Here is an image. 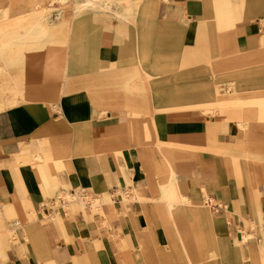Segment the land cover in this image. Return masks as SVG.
I'll return each instance as SVG.
<instances>
[{
  "label": "crops",
  "instance_id": "1",
  "mask_svg": "<svg viewBox=\"0 0 264 264\" xmlns=\"http://www.w3.org/2000/svg\"><path fill=\"white\" fill-rule=\"evenodd\" d=\"M250 1L211 0L210 9L216 15L230 16L244 10ZM45 2L12 0V10L8 14H27L32 24L5 33L4 36L17 41L0 44V205L17 216H30L34 210L39 211L47 193L55 190L53 184L70 191L85 188L95 197L104 193L113 196L112 202L100 204L103 216H92L87 212L91 206L80 202L73 206V215L63 217L64 222L54 224L40 215L39 222L32 221L35 224L29 226L30 243L17 244L13 250L14 261L8 264H32L37 255L39 262L33 264H51L48 261L50 254H54L61 264H166L153 242L149 241L144 248L142 237L146 233L165 248L169 247V239L163 226L151 233L152 206L150 210L146 209L149 211L146 214L139 200L153 201L156 198L153 193L156 188L152 187V181L148 180L143 169L144 166L153 169L154 165L152 161L142 163L137 146L128 143L129 134L134 135L130 113L138 114L143 121L152 120L158 141L171 144L184 154L173 160L180 180V184L176 182L178 190L187 194L195 204H200L205 197L209 209L214 212L211 215L205 208H188V219L195 225L191 229L195 237L186 244L187 251L180 246V238L174 230L177 247L183 252L186 264L187 256L191 261L189 264H211L209 260L205 262L199 249H209L212 255L218 253L219 258L213 264H264V257L257 248L240 243L239 226L247 224L245 231L254 232L252 225L249 226L254 218L247 203L253 195L250 190L253 184L245 182L247 173L240 167L237 170L228 160H220L219 153L198 150L208 145L210 137L229 141L232 138L229 124L218 115L202 118L199 110L183 115L190 104L183 103L181 93L176 90L175 73L169 75V79L173 78L170 83L163 80L151 86L146 80H140L135 72L137 61L124 48L131 31L135 30L132 26L138 24L137 21L134 24L123 20H131L128 11L118 9L116 17L114 13L95 10L108 9L98 2L94 7H82L93 10L84 13L89 22L79 29L85 61L83 72L79 71L64 81L57 93L58 99L52 104L49 101L52 93L48 95L37 90L40 88L28 87L26 80L31 60L26 57V45L18 41L42 39L52 26L56 37L64 31V23L51 17L50 7L43 6ZM257 3L252 0L250 12H255L256 8L264 12V0ZM159 4L158 7L156 0H148L135 12L139 25L134 32L136 47L133 51L140 53L139 44L143 39L149 49L143 47L141 53L145 56L156 54L159 50L153 47L155 40L161 35L163 41L169 40L168 36L177 26L185 30L184 48L196 45L197 36L203 33V20L199 15L207 12L208 2L159 0ZM220 7H230L233 12L224 15L225 10H219ZM1 14L4 12L0 7ZM56 15L57 19L62 17V13ZM258 19L261 21V17L252 19L248 34L239 37L242 43L248 39L257 41L258 45L264 43L262 23L259 25L255 21ZM241 20L250 18L242 16ZM47 21L52 23L47 24ZM174 56L166 53L164 60L160 56L144 60L149 68L163 73L170 69L169 61ZM178 62L181 68L180 60ZM54 66L52 71L58 72V64ZM133 81H139L140 85L133 88ZM22 93L45 97L21 99ZM238 116L240 126H243L241 121L246 118ZM140 132L138 130L135 134ZM256 160L264 169V153H260ZM262 173L256 168L250 172L261 179L255 190L260 202L256 209L261 210L264 217ZM164 186L165 181L157 190H163L160 196L165 197L168 210ZM155 208L153 212L157 211ZM252 212L254 214L253 208ZM153 216L158 222L159 215ZM42 231L47 235V243ZM218 239L224 242L222 249L217 245ZM4 249H0V263H5L7 257L10 260L9 250L6 256L2 252ZM212 255L210 257H214Z\"/></svg>",
  "mask_w": 264,
  "mask_h": 264
},
{
  "label": "rangeland",
  "instance_id": "2",
  "mask_svg": "<svg viewBox=\"0 0 264 264\" xmlns=\"http://www.w3.org/2000/svg\"><path fill=\"white\" fill-rule=\"evenodd\" d=\"M84 1L85 0H46L43 6L50 7L49 11L51 17L54 18V20H58V23H64L62 35L60 34L58 37L54 36L52 26L49 28L47 36L42 39L18 41L26 45V57L31 60L30 73L26 80L28 87L31 89L40 88L37 90H43L47 92L48 95L52 93L53 95L49 97H52L49 99L51 104L55 103L58 99L57 93L60 91L64 81L71 79V77L76 75L79 71L83 72L84 70V55L80 47L82 32H80L79 29L85 23L89 22L87 19L88 16H85L84 13L93 11L81 9L82 7L78 6L79 2ZM102 1L105 0H98V3L103 4ZM147 1L148 0H108V2H110V7H108V9L102 10L98 8L95 10L114 13L117 17V10L125 9L129 12V18H131V20L121 19L134 24L135 21H137L138 24L132 26V28L136 30V27L139 25V20L135 12H138ZM156 1L159 7V0ZM11 2L12 0H0V7L2 12H4V14L0 15L1 46L3 43L8 44L7 42L9 40L17 41V39H9L7 36H4L5 33L13 29H21L25 25L31 26L32 24L28 21L27 14L21 16H10L8 14L12 10L10 7ZM206 2H208L209 8L206 10V13L199 15V18L203 20V33L197 36L196 45L184 48L182 44L185 30L183 27L177 26L174 32H171L170 36H168L169 40L163 41L161 38L162 35L159 40H155L153 47L159 50L156 54H148V56H145L141 53L143 47L149 49V47L146 46V41H142L143 39L140 40L139 44L140 53H136V50L133 51L136 47V40L134 38L135 30L131 31V37L126 42L124 48L127 54H129L134 61H137L135 72L139 74L140 80H146L151 86L157 83L160 84L163 80L166 83H170L173 78L169 79V75L175 73L173 76L177 84L176 90L181 93L182 102L190 104V106L187 107L188 110L183 115L192 114V111L199 110L200 114L203 116L202 118H212L218 115L222 117L225 124H229L232 135L229 141H221L218 137H210L208 145L203 148L199 147L198 150L202 149L210 153H219L220 160H228L237 170L238 167H240L246 173H250L254 168L263 171L262 178L264 180V169L261 163L256 160V157L260 153H264V43L258 45L257 41L252 39H248L242 43L239 39V37L242 38L244 35L248 34L251 20L254 18L261 17L262 22L259 19L255 21H258L259 25L262 23L261 30L264 32V12L259 11L257 8L255 12H250L249 7L252 2L251 0L245 5L244 10L237 12L235 15L223 17L212 12L210 9L211 0H206ZM219 10H225V13H223L224 15L233 12V9L230 7H220ZM58 12L62 13V17L57 19L56 14ZM30 13L33 14L34 12ZM242 16H247L250 20H241ZM46 23L50 24L52 22L47 21ZM221 28L225 30H221ZM73 33L75 35H73ZM71 36L73 37L72 39ZM143 43L144 45H142ZM127 45L129 47H127ZM166 53L175 56L169 61L170 69L163 73L149 68L145 63L144 58L146 57L154 58L160 56V58L164 60ZM179 60L182 64L181 68L179 67ZM56 63L60 68L58 72L52 71ZM6 65L8 66V64ZM79 66L80 68L78 69ZM139 85V81L132 82L133 88H137ZM20 97L21 99H36L45 96L41 94L23 95L22 93ZM238 114L242 118L243 116L246 118L241 121L243 126H240ZM129 119L134 123V135L129 134L128 143L137 146L142 163L152 161L154 165L153 169L150 166H146V168L144 166L143 169L148 176V180L150 182L152 181V187L154 186L156 188L153 190L156 198L153 201L141 200L140 198L139 200L142 202V207L146 214H149V211L146 209L148 208L150 210L149 207L152 206V211L150 210L152 217V222H150L151 233L156 231L157 227L163 226L166 229L169 239V247L165 248L158 243L156 238L146 233V235L142 237L145 240L144 248L146 249L149 241H151L153 242V247L160 253L162 256L161 258L166 264H186L183 252L177 247L175 231L172 228L171 218L167 214L168 210L164 203L165 197L160 196L163 191H160L163 181H165L164 190L166 185L171 182L172 176H175V182L180 184L179 177L173 166V160L175 157L184 156V154L173 145L161 144L158 141L155 135V124L152 120L143 121L139 119L136 113H130ZM138 130L141 132L136 135L135 132ZM217 164L219 166L218 162ZM249 175L252 178L253 175ZM178 184H170L166 190L169 192L170 199L175 203L178 202L176 192L180 191L183 193L182 190L176 191V188L178 189L179 186ZM59 186V184H53V187H56L55 190L47 193L48 196L41 203L39 211L37 210V212L34 210L30 216H17L11 212L12 210L0 205V249L3 247L5 248L2 252L6 256H8L7 250H9L10 256V260L7 257L8 260L0 264H8L9 261H14L13 250L17 244L30 243L29 226L35 224V222L38 223L39 219L37 220V218L40 215L54 224H57L59 221L64 222L63 217L73 215V206L78 205V203L71 202L72 204L69 203V205L60 206V198L65 197L67 199L71 191L68 189H61L62 187ZM157 188H160L159 191ZM254 189L255 188L250 189L253 195L251 201H247L249 210H251L250 213L254 218L253 220H255L256 217L252 212V208H259L260 204ZM76 190H78V188H76ZM185 195L186 198H189V201L193 203L194 207L205 208L211 215H214V212L209 209V204L206 203L205 197L201 200L200 204H195L187 194ZM112 196L113 195L109 193H104L98 197L91 196L94 206L89 210L87 209V212L92 216H103L102 213L104 211L100 204L106 202L104 201L106 199L111 201ZM245 198L247 199L246 194ZM184 199V197L179 196V201ZM154 206L157 208H155L157 211L153 212ZM158 207L162 208V210H158ZM50 208L53 210H50ZM44 211L47 213L49 212V214L45 215ZM176 212H178L177 209ZM153 215H159L158 222L154 220L155 218ZM260 216L261 221L259 225H255V222H253V224L250 222L249 226L252 225L251 228L254 232L245 231L244 226L247 224H243L238 228L240 243L250 244L251 248L260 249L262 252L261 256L264 257V217L262 216V211ZM175 218L178 220L184 233L187 236L193 237L194 235L191 229L192 227L195 228L194 222L188 219L187 216L180 214H177ZM15 220H19L20 224L13 226V221ZM9 227L13 228L10 230ZM42 236L47 243V235L43 231ZM219 240L220 239L217 241V245H219V242L221 244L222 240ZM199 250L205 262L209 260V263L213 264L216 263L219 258L218 253L212 255L209 249ZM211 255L214 257H210ZM37 257L38 255L36 256L37 260L34 259L32 261L33 263L35 261L39 262ZM48 258L51 264H61L54 254H50ZM135 264H137V262Z\"/></svg>",
  "mask_w": 264,
  "mask_h": 264
},
{
  "label": "bare ground",
  "instance_id": "3",
  "mask_svg": "<svg viewBox=\"0 0 264 264\" xmlns=\"http://www.w3.org/2000/svg\"><path fill=\"white\" fill-rule=\"evenodd\" d=\"M122 1H124V0H122ZM164 1H168V0H164ZM258 3H259V0H256ZM97 2H98V0H85L84 2H79L78 3V6H80V7H83V8H90V7H94L96 4H97ZM103 2V4L106 6V8L107 7H109L110 6V2H108V0H105V1H102ZM106 2V3H105ZM50 3V2H49ZM257 3V4H258ZM62 4V3H61ZM208 5V4H207ZM223 161H225V160H223ZM222 161V162H223ZM222 164V163H221ZM229 164V163H228ZM223 166H225L224 164H223ZM229 166V165H228ZM225 169V168H224ZM223 170V169H222ZM234 171V170H233ZM258 171V170H257ZM226 172V171H225ZM236 172V171H235ZM236 174V173H235ZM250 173H247L246 174V176H245V179H246V183L247 182H250V183H252L253 184V188H255L254 190H256V188H257V185H258V183H259V181H261V179L260 178H258L257 177V175L255 176V175H253L252 176V178H251V176L249 175ZM264 176V175H263ZM174 178H175V176H172V178H171V183H173V184H176V182H175V180H174ZM178 189L176 188V191H177ZM164 193H165V195H166V205H167V208H168V211H169V215H170V217H171V219L173 220V223H172V226H173V229L177 232V234H178V236H179V238H180V246L183 248V249H185V251H187V248H186V244H188V241H191V236H187L185 233H184V231H183V229H182V227H181V225L179 224V223H177L176 222V219H175V216L177 215V214H180V215H184V216H187L188 217V212H189V209L188 208H192L193 207V203H191L190 201H189V198H186V195L185 194H183L182 192H180V191H178V192H176V194H177V197H178V202H177V206H174V204H175V202L174 201H172L171 199H170V195H169V192H167L166 190H164ZM111 195V194H110ZM179 196L180 197H184L185 199L184 200H182V201H179ZM68 198H69V201H74L76 198V195H74L73 193H69L68 194V196H67ZM110 202H112V199H111V201H109V202H104V203H110ZM104 203H102V205L104 204ZM84 204V203H83ZM91 207L92 206H94V203L93 204H91L90 205ZM191 206V207H190ZM176 209H177V211L178 212H176ZM253 210H254V215H255V217H256V219L254 220V224L255 225H259V223H260V219H261V210H257L256 208H253ZM194 218H195V216H194ZM20 223H19V221H15V222H13V226H17V225H19ZM13 227H9V229L11 230ZM242 240H243V238H242ZM219 241H221V239L219 240ZM218 247L220 248V249H222L223 247H225L224 246V242H223V240L221 241V244H220V242H219V245H218ZM261 250L259 249V254L261 255ZM187 262H188V264H189V262H191L190 261V259H189V256H187Z\"/></svg>",
  "mask_w": 264,
  "mask_h": 264
},
{
  "label": "built area",
  "instance_id": "4",
  "mask_svg": "<svg viewBox=\"0 0 264 264\" xmlns=\"http://www.w3.org/2000/svg\"><path fill=\"white\" fill-rule=\"evenodd\" d=\"M71 193H73L74 195H76V199L74 201H69V199L67 198H60V206L62 205H68L71 202H80V203H84L85 205L90 206L93 203L92 200V195L85 189V188H80L78 190H72ZM58 207V206H57ZM50 210H53L52 208H50Z\"/></svg>",
  "mask_w": 264,
  "mask_h": 264
}]
</instances>
